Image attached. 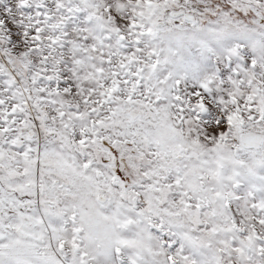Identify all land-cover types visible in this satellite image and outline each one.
I'll return each mask as SVG.
<instances>
[{"label": "snow or ice", "instance_id": "6c2138e0", "mask_svg": "<svg viewBox=\"0 0 264 264\" xmlns=\"http://www.w3.org/2000/svg\"><path fill=\"white\" fill-rule=\"evenodd\" d=\"M0 264H264V0H0Z\"/></svg>", "mask_w": 264, "mask_h": 264}]
</instances>
